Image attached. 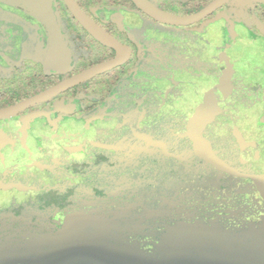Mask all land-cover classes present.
Returning a JSON list of instances; mask_svg holds the SVG:
<instances>
[{"label":"rangeland","instance_id":"1","mask_svg":"<svg viewBox=\"0 0 264 264\" xmlns=\"http://www.w3.org/2000/svg\"><path fill=\"white\" fill-rule=\"evenodd\" d=\"M151 1L189 15L177 1ZM11 2L0 0V94L28 87L49 40L26 16L36 13ZM256 2L235 0L183 27L83 2L133 56L40 104L22 127L0 124V264H264ZM71 20L63 10V36L85 65L101 53ZM63 96L66 112L55 108ZM95 103L101 114L90 122Z\"/></svg>","mask_w":264,"mask_h":264},{"label":"flooded vegetation","instance_id":"2","mask_svg":"<svg viewBox=\"0 0 264 264\" xmlns=\"http://www.w3.org/2000/svg\"><path fill=\"white\" fill-rule=\"evenodd\" d=\"M76 1L78 2L79 6L84 10V12L87 13L100 26H102V28H104L105 26L102 25L101 23H99L97 21V19L95 17H93L83 7V2L87 1V4H89L92 7V9L95 10L96 13H97L98 10L102 9L103 6H107V5L114 6V4H115V6H117L116 10H119L120 6H124V7L128 8L129 11H132V9L134 7L137 10L139 9V8H137L135 6V4L131 0H76ZM35 2L36 1H32V0H13V2H11L12 4L17 5V6H20L21 4H23L26 8H29L32 11H34L36 13V15L35 14H33V15L30 14V15H26V16H28L31 19H36V18L39 19L42 22L41 23L42 26H41L40 23L39 24L42 27V29L44 30L45 36L49 37V40L47 38V47L48 48H46V50H47V52H46V63H43V65H41L40 69L37 70L38 72H36V70L34 69V70H31L33 72L30 71V72L27 73L26 77L28 78V81H31V82L28 83L29 85L27 84L29 89L25 93L28 94L29 92H32V91H34L36 89V85L35 84H36V79L37 78H39V79H43L44 78L45 79L47 77V75L54 74L53 71H50L51 69L52 70H63L64 73H63V76L60 77V79H58V81L55 84H52L50 87L58 84L59 82L65 80L66 78H69V77L81 72L82 70H84L86 68H90L91 66H94V65H96V64H98L100 62L109 60V59H111V58H113L115 56V51L112 48H108L107 46H105L102 43H100L98 40L94 39L88 33V31L83 28V26L70 13V11L68 10L64 0H46V1L39 2V4H37V5H36ZM37 7H40V9L37 10ZM41 7L46 8V10L42 9ZM47 9H48V11H49V13L51 15L50 17L47 15L48 14ZM63 10H65L68 13V15L71 17V19H72L71 21L73 22V24H75V22L77 23V26H79L80 29L83 30L85 36L92 42V44L95 47L98 48L99 52L101 53L99 55H96L89 63H86L85 65L82 64L84 61H82L81 59L77 62V56L78 55H73L72 50L69 48V43L65 40V38L63 36L62 29H61L60 22H59L60 21V14H61V12ZM139 11L142 12L140 9H139ZM143 14L148 16L145 13H143ZM106 19H108V18H106ZM156 22H158V21H156ZM158 23H160V22H158ZM104 29L107 30L116 39H118L108 29H106V28H104ZM51 36H52V38H51ZM83 37L84 36H82V38ZM84 40H86V39L84 38ZM86 41H88V40H86ZM88 43H90V42H86V44H88ZM122 44H124V45H126V46H128V47H130L132 49V56H133V48H132V46L126 44L125 42L122 43ZM102 49L103 50L104 49L107 50V55L103 53ZM41 56H43V55H41ZM132 56H131L130 60H128L126 63H129L131 61ZM75 57H76V61H74ZM76 63H77V65H76ZM125 64H123V66ZM45 66L50 68L49 71L48 70L47 71L44 70ZM118 67H122V65L118 66ZM118 67H116V68H118ZM116 68H112V70H116ZM110 72H112V71L110 70ZM105 73H109V71H107ZM21 74H22V81H23L25 79L24 78V72L19 73L18 75H21ZM13 75H14V78H15V72H14ZM64 75H67V76H64ZM106 77H108V76H106ZM51 79L54 80V78H51ZM82 83H80V84H82ZM80 84H78V85H80ZM78 85H76V86H78ZM24 86H26V85L17 86L16 90L14 92L15 93H21L22 87H24ZM76 86H74V87H76ZM50 87L48 86V88H50ZM74 87H72V88H74ZM48 88L46 87L45 89H43L42 91H39L38 93H41V92L45 91ZM72 88H70V89H72ZM70 89H68L67 91H65L63 93L68 92ZM38 93H35V95L38 94ZM63 93L59 94L56 97L59 98L60 95H62ZM32 96H34V94L29 95L28 97L20 100L19 102H21V101H23L25 99H28V98H30ZM56 97H54V98H56ZM61 98H62L61 100L58 99L59 101L55 102V108L59 111L60 107H62L63 109H65V112H66V110L69 108V105H66L68 102H66V101L65 102H60V101L64 100V98H67V97L63 96ZM78 98H80V96H78ZM52 99H50V100H52ZM50 100L46 101V103H48ZM16 103H18V102H16ZM16 103H14V104H16ZM43 103H45V102H43ZM40 104H42V103H40ZM40 104H37V105L32 106V107H29L28 109L20 111L19 113H16V114H14L12 116H9L7 118L0 119V124L13 123L12 125L15 128H17L18 126L22 127L23 124H24V121L31 116L33 111L36 112V113H39L38 112L39 109L37 111H35L34 108H36ZM88 105L89 104L84 106V108L81 110V112H80L81 115H84L85 113L88 112V110H90V109H88V110L86 109V107ZM8 106H10V105H8ZM4 107H7V106H4ZM4 107H0V108H4ZM101 108L102 107L98 103H95V105H93L94 115H96V114L99 115V113L101 114V110H99ZM12 117H16V118L20 119L21 122H14V121L12 122V119H11ZM97 117L98 116H95V117H93L91 119L90 118H83V122L86 123V122L89 121V119H90V122L94 121V120H97L100 117V115H99L98 118ZM8 120H10V121H8Z\"/></svg>","mask_w":264,"mask_h":264},{"label":"water","instance_id":"3","mask_svg":"<svg viewBox=\"0 0 264 264\" xmlns=\"http://www.w3.org/2000/svg\"><path fill=\"white\" fill-rule=\"evenodd\" d=\"M36 1V5L41 1L46 0H32ZM137 8H139L143 13L147 14L149 17L158 21L162 24H167L169 26H188L200 22L201 20L209 17L218 9L222 8L225 4L232 0H213L208 6L202 9L196 14L189 15H176L167 12L157 5H155L150 0H131ZM68 10L75 17V19L83 26L84 29L96 40H98L103 45L108 48H112L115 51V56L109 60L100 62L90 68H86L81 72L66 78L65 80L59 82L58 84L46 89L45 91L38 93L28 99H25L16 104L0 108V119L12 116L20 111L28 109L29 107L35 106L37 104L46 102L59 94L67 91L68 89L87 81L95 76L112 70L125 64L130 60L132 56V49L124 44H122L118 39L111 35L107 30L102 28L95 20H93L84 10L79 6L76 0H64ZM42 9L43 8L41 7ZM40 7H37L39 10ZM48 16L50 13L47 9ZM100 115V113H99ZM97 114L96 116L99 117ZM97 117V118H98Z\"/></svg>","mask_w":264,"mask_h":264},{"label":"trees","instance_id":"4","mask_svg":"<svg viewBox=\"0 0 264 264\" xmlns=\"http://www.w3.org/2000/svg\"><path fill=\"white\" fill-rule=\"evenodd\" d=\"M169 1H171V0H169ZM174 1H177L180 4H182L184 7L188 8L190 10L188 14H196V13L200 12L202 9H204L206 6H208L213 0H187V1L174 0ZM233 1H235V0H232V1L228 2L227 4H225L224 6H222V8L218 9L216 11V13L220 12V10H222L225 6H227L228 4H230ZM238 3L239 2H237L236 5H238ZM236 5L234 4L232 7H236ZM249 10L253 14L256 15L257 19H261L262 22H263L262 24H264V2H256V3H254V5L251 8H249ZM214 14H215V12H214ZM212 16H209V18H212ZM259 22H260V20L258 21V23ZM57 75H58V73H54L52 75L51 74L47 75V77L45 79L44 78L43 79L37 78L36 79V89L32 93H29V94L25 93L29 89L27 86L22 87L21 93H15L12 88H8L5 93H1L0 94V107L12 105V104H14L16 102H19L20 100L28 97L31 94L35 95V93H38L39 91H42L46 87L47 88H48V86L50 87L52 84H55L58 81V79H60V77H58ZM62 76H63V74H62ZM64 76H67V75H64ZM51 78H54V80H52ZM104 79H105V77H100L99 78V80H101V81L104 80ZM108 81H109L108 79H105L101 83L102 84H107ZM102 90H106L107 91V90H110V88L108 86L106 88H103ZM101 93H103V92H101ZM103 159L105 160L106 158H101L100 161H103ZM100 161H98V162H100ZM78 166H80L81 168H87V166L89 167L88 164L87 165L83 164L82 166L81 165H77V167ZM56 199H57L58 203L62 202V198L61 197H58ZM55 200H52L51 203H54ZM207 260H209V258Z\"/></svg>","mask_w":264,"mask_h":264},{"label":"clouds","instance_id":"5","mask_svg":"<svg viewBox=\"0 0 264 264\" xmlns=\"http://www.w3.org/2000/svg\"><path fill=\"white\" fill-rule=\"evenodd\" d=\"M151 1V0H150ZM152 2V1H151ZM154 3V2H153ZM155 4V3H154ZM156 5V4H155ZM159 7V6H158ZM214 14V13H213ZM211 16V15H210Z\"/></svg>","mask_w":264,"mask_h":264}]
</instances>
